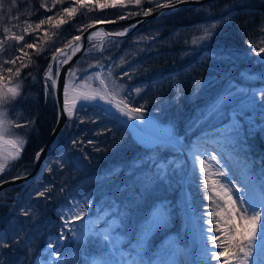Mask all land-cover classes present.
<instances>
[{
    "label": "trees",
    "instance_id": "obj_1",
    "mask_svg": "<svg viewBox=\"0 0 264 264\" xmlns=\"http://www.w3.org/2000/svg\"><path fill=\"white\" fill-rule=\"evenodd\" d=\"M175 1L154 0L149 3L142 0L140 6L127 4L124 8L96 7L87 11L79 9L80 0H63L62 3L60 0H0V8L4 9L5 15L1 17L0 31L11 17L12 25L21 26V30L11 32V36H24L20 42L7 40L4 51L0 53V78L8 81L10 74L7 68L15 73L22 62L28 63L25 53L32 61L21 69L22 95L13 104L11 120L15 125L34 123L22 127L27 135L25 148L6 177L26 174L32 169L36 153L56 122L57 105L52 90L46 94L41 82V75L56 50L69 43L81 29L99 20H118L121 16L130 17L157 8L156 5ZM83 2L92 6L110 4L112 0ZM42 4L45 7H41ZM74 7L79 10L69 18L64 9ZM49 16L52 17L50 23ZM41 20L45 23L37 28ZM60 20L68 22L57 28ZM211 24H217L214 35L196 46L193 43L195 36ZM121 27L106 26L112 31ZM1 35L0 40L9 36L8 33ZM28 44L34 47L28 48ZM103 46L98 54L91 52L94 55L83 56L110 55L113 62L122 61L117 74L126 85L123 95L128 105L133 108L144 105V109L153 112L159 121L170 124L179 135L190 141L198 135L201 127L193 122L209 105L219 103L226 96L230 98L239 92H251L254 85H264V78L257 79L255 83L245 80L250 71L259 70L264 65L261 61L264 53L259 52V48L264 47V0H214L199 6L178 8L139 26L127 37L107 39ZM38 49H43L39 55L36 54ZM10 60H15V64L5 63ZM124 73H128L130 78ZM137 87L141 88L140 93L134 91ZM230 108L226 101L220 114L211 121L219 120L218 117ZM80 117L86 120L99 118V121L97 124L81 123ZM238 119L242 120V117L238 116ZM243 128L247 130V125L244 124ZM70 130L64 144L59 147L58 139L46 158L45 168L51 171L44 169L43 174L28 184L23 192H20V185L10 186L1 192L7 198H0V213H7V217L0 219V232L5 229L11 243L14 230L19 242L7 249L0 247V264H30L42 248L44 237L60 231L55 208L65 204L70 195L81 196L90 192L97 200L101 197L113 200L117 204L116 213L124 205L138 203L135 198L142 192L137 185L127 192L128 177L139 168L146 167L147 159L156 150L142 147L122 122L92 106L79 108ZM263 135L264 132L258 130L254 141L264 155ZM74 140L78 141L75 145ZM89 140L93 143L89 144ZM120 183L126 190L120 187ZM45 186L51 187L50 199L36 196V192ZM23 211H29L30 215L24 216ZM133 211V208L128 209L131 221ZM125 223L127 225V220ZM125 228L121 227L122 230Z\"/></svg>",
    "mask_w": 264,
    "mask_h": 264
},
{
    "label": "rangeland",
    "instance_id": "obj_2",
    "mask_svg": "<svg viewBox=\"0 0 264 264\" xmlns=\"http://www.w3.org/2000/svg\"><path fill=\"white\" fill-rule=\"evenodd\" d=\"M10 2L12 0H5ZM4 9L0 8V23L1 17L3 18ZM5 16V15H4ZM16 19V17H15ZM7 27L9 29L8 35L11 36V32L20 31L21 26H14L11 23V17L8 19ZM4 27V28H5ZM121 30L125 28H119ZM3 34V30L0 31V37ZM203 35L202 29L199 34L195 36L194 40H197L198 37ZM100 37L95 36L93 39L88 41L89 51L86 54H92L93 50L99 49ZM206 41V40H205ZM205 41H199L195 43L196 46L203 44ZM104 46L102 47V49ZM102 49L100 51H102ZM71 49L62 50L63 54L57 53L58 60L53 63V76L55 77V65L60 61L66 59ZM99 51V52H100ZM98 54V52H93ZM85 54V55H86ZM92 54V55H94ZM261 61L264 63V57L261 58ZM122 61L118 63L113 62V57L110 55L107 56H81L77 59L73 69L76 70V76L72 80V83L76 85L75 92H70L68 99L71 101L73 96L76 93H79L83 90L93 89V90H103L105 87L108 92H111L115 82V85L121 87V91L117 93V100L124 98V93L126 92V85L121 81V77L117 74L119 66L122 65ZM44 70L41 77V82L45 87V71ZM109 69H111V77H109ZM99 73L100 78L106 81L105 85H101L99 79H95V74ZM249 77L245 79L247 82L255 83L257 79L264 78V65L261 66L259 70L250 71L248 73ZM92 77V79H89ZM8 82L7 80H4ZM16 81L13 80L12 83ZM23 87V82L20 80ZM87 82V83H85ZM50 84V82H49ZM50 87L47 92L50 93ZM251 92H239L234 96L230 97L227 102L231 105V108L222 116L218 117L219 120L215 119L201 125L198 135L191 139L190 141L185 140L181 145H174L168 140H161L153 137H145L141 132L129 128L132 138L139 143L142 147L148 148L151 150H156L153 155L147 159V166L139 168L136 172H133L128 177V190L130 192L135 185L138 186L141 195L136 196L137 204L124 205L130 206L132 210V221L130 217L127 219V225L124 223L122 228L126 226L124 230L120 228L122 233L126 234L127 239L132 238L135 234L138 225L142 222L143 218L148 215L154 208H160L167 218V222L156 230L149 238L148 248H147V258H156L157 256L170 257L173 252H175V261L176 264H190L188 263V257L191 256L192 264H202V248L207 244L211 249L212 242L207 240L206 237L201 236V229L205 232L210 227L207 221L212 219L208 215L209 212L215 210L220 211V207L217 206V203H213L207 199V196H212L214 201H217L218 204L223 203L217 196V192L222 191L219 188V184L211 183L212 180L219 179L220 182L225 183L226 181L223 178H218L214 175V170L209 168V187L205 189L202 185V177L200 174L199 164L196 163L195 170H193L194 161L190 156V146L193 142L203 143L202 133L208 130L211 126H218L221 123L227 124L229 118L232 116L233 112L236 111L239 113V116L242 117V120L239 119L241 125V134L238 143L236 144V151L233 159L229 162V166L225 171H229L230 179L232 180L235 188L241 189L242 180H238L236 173L241 176V170L244 165H247L250 170L251 175L255 178L256 184L259 185L264 181V155L259 150L257 144L254 141L255 133L259 130L264 132V85H254ZM65 99V93H64ZM125 99V98H124ZM107 105L104 101H98ZM79 103V102H78ZM13 105H9L7 108V118L11 120ZM130 107V106H129ZM143 117L152 122L155 127L161 131L167 133V129L171 126L168 123H163L159 121L153 112L144 109ZM238 118V117H237ZM72 119H75V115L70 119L68 117L66 128L59 133L56 141L59 139V147L62 146L65 140L70 136ZM12 121V120H11ZM247 125V130L243 128V125ZM14 130L7 137V139L14 138L16 135L22 136L27 141L26 130L22 127H15L13 123ZM181 136V135H180ZM183 137V136H181ZM264 137V135H263ZM262 137V138H263ZM264 143V142H263ZM26 144V143H25ZM207 147L208 153H212L213 146L205 145ZM10 146L0 143V152L9 151ZM25 148L23 146L22 152ZM203 151V148L201 149ZM21 152V155H22ZM20 155V156H21ZM205 159V157H201ZM14 162H11L7 169L0 174V181L13 177L19 176L21 174H15L13 176L6 177L8 171L11 170ZM223 164L224 161H221ZM155 165V166H154ZM159 167V171L157 167ZM6 177V178H4ZM30 182L29 184H32ZM246 185V184H245ZM120 187L126 190V187H123L120 183ZM138 193V190L137 192ZM251 195V189L246 185L244 191L236 192L233 189V198L244 197L245 195ZM134 195V193H133ZM1 200H5L7 195L1 193ZM104 197H101L100 200L94 198V195L90 192L83 194L81 196L70 195L67 198L65 204H60L55 208L56 214H58L59 220V232L48 234L42 240V248H40L37 253L34 255V258L30 264H46V261H50L51 264H56L57 259L61 261H67V264H92L94 259L97 260H108L111 259L107 255L105 249L102 246V242L92 238H88L84 243L78 244L75 240L72 239L69 232V228L75 229L77 231H83L87 228L96 225L99 230H104L106 228L105 220H110L111 214L116 213L117 204L113 200H104ZM74 201H80L81 206L84 204L89 205L85 209V216L78 221H72L69 224L68 228H64V220L61 219L63 216L64 219H68V213L66 209L69 204ZM138 206V207H137ZM128 208V209H129ZM2 211V209H0ZM7 213L1 212L0 219L6 218ZM99 218V219H98ZM140 220L139 223H134L133 221ZM216 221L214 220V224ZM64 231L65 235L68 236L67 242H60V251L62 256L60 258H55L49 256L51 249L47 247L50 243V240L55 239L61 231ZM0 236H7V231L4 229L1 231ZM12 236L10 241L15 240L14 230H12ZM216 233H208V235H215ZM40 245V241L37 243V246ZM178 250V251H177ZM208 264H220L217 260H209Z\"/></svg>",
    "mask_w": 264,
    "mask_h": 264
},
{
    "label": "snow or ice",
    "instance_id": "obj_3",
    "mask_svg": "<svg viewBox=\"0 0 264 264\" xmlns=\"http://www.w3.org/2000/svg\"><path fill=\"white\" fill-rule=\"evenodd\" d=\"M62 3L63 0H60ZM71 2V0H69ZM145 2L153 3L154 0H145ZM177 3L183 2V0H176ZM142 0H112L109 3H100L98 5L89 6L80 0L79 9H86L87 11H92L94 8L106 9L109 7H126L127 4H135L140 6ZM157 7H171L174 10V6L171 4L156 5ZM45 7V5H41ZM55 7V4H53ZM77 8L64 9V12L68 14L69 18L73 17L79 10ZM152 9H147L143 12V15L147 16L151 13ZM135 14V13H133ZM126 16H121L119 19H125ZM52 21V17H48V22ZM66 20H60L59 24L56 25L59 28L60 25L67 23ZM114 22V21H110ZM45 20H41L40 24L36 27L39 28L43 25ZM89 28L93 25H88ZM134 27V25L132 26ZM217 28V24H211L207 27L202 28L203 35L194 40L193 43L199 41H205L214 35V30ZM9 29L7 27L3 28V33L7 34ZM87 31V29H81V32ZM128 29H124L122 32H117L115 35L122 36ZM101 35L99 32H92L88 39L91 41L93 37ZM107 35V34H105ZM13 40L20 42L24 40L23 35H13L5 36V39L0 40V53L5 49L7 40ZM81 36H75L71 42L66 46L70 48L72 54L75 55L80 49ZM28 48H33L34 45L28 44ZM43 49H38L36 54L39 55ZM260 53H264V47L259 48ZM56 53L63 54L61 49H57ZM28 63H21L20 67L15 69V73H12L11 68H7L9 75L8 82H5L0 78V143L10 146L9 151L0 152V174H2L11 162H14L20 158L23 146L26 140L20 136L16 135L14 138L7 139L8 136L13 132L14 126L13 122L7 118V108L9 105H13L18 97L22 95V83L20 82L21 69L27 67L32 61L31 57L27 56ZM71 59L69 56L67 59L60 60L55 65V77L53 76V64L50 63L47 70L45 71V89L50 87L52 94H55L57 88V78L60 75L61 67L68 63ZM58 57L53 54V61H57ZM15 60L6 61V64H15ZM111 69H109V77H111ZM124 76H129L128 73H124ZM76 76L75 69L68 70V80L64 85V107L63 112L71 119L78 112L80 107L85 106L88 103H95L98 101H104L108 104L113 105L116 110L122 115L127 116L129 119H143L144 105L140 107L133 108L129 107L128 103L124 98L117 100V93L122 89L120 86L115 85L111 92H108L106 87L103 90H83L76 93L71 101L68 99L70 92H75L77 87L72 83V80ZM130 78V76H129ZM89 79H92L90 77ZM95 79H99L101 85H105L106 81L100 78V74H95ZM15 80V83L12 81ZM50 82V84H49ZM87 83V82H85ZM136 93H140L141 88L137 87L134 89ZM232 95L229 93V96ZM229 97H224L219 100V103L214 102L212 105L208 106V109L201 112L200 116L197 118L193 124L197 127L213 120L220 114L221 109L226 103ZM79 102V103H78ZM239 113L234 111L232 116L229 118L227 124L221 123L218 126H211L208 130L202 133L203 143L193 142L190 146L189 152L192 160L194 161L193 170H195L196 163L199 164L200 174L202 177V185L205 189L209 187V173L208 169L214 170V175L218 178H223L225 183L220 182L219 179L212 180L211 183L219 184V188L222 191L217 192L220 200L223 201L222 205L218 204L217 201L213 200L212 196H207V199L217 203L220 207V211H211L208 213L212 219L207 221L210 227L205 232L201 229V236L206 237L207 240L212 242V248L210 249L207 244L202 248V264H208L209 260H217L220 264H264V181L259 185L256 184L255 178L251 175L250 170L247 165H244L241 170V180L249 186L251 189V195L247 194L242 197L233 198V189L236 192L241 191L239 188H235L232 180L230 179L229 171L221 170L229 166V162L233 159L236 144L239 141L241 134L240 121L237 118ZM81 123H92L97 124L99 118L86 120L84 117H80ZM29 123L16 124L15 127H27ZM168 141L174 145H181L184 141V137H181L175 130L173 126H169L167 129ZM89 144L93 141H87ZM78 141L74 140L73 144H77ZM205 145L213 146L212 153H208L207 147ZM203 148V151L201 149ZM43 150H41L42 152ZM99 151V149H97ZM41 152L36 153V158L39 159ZM205 159H201V157ZM221 161H224L222 164ZM155 166V165H154ZM61 167L63 165L61 164ZM158 171L159 167L156 166ZM45 171H51L49 168H45ZM14 179H19L15 177ZM63 191V189H61ZM51 187L45 186L42 191L36 192L37 197H50ZM80 201L71 202L66 209L69 218L61 219L64 220V228H68L72 221L81 220L85 216V209L89 206L84 204L81 206ZM130 206H125L123 210L118 209L117 213L111 214L110 220H105L106 228L104 230H99L96 225L87 228L83 231H77L75 229L69 228V232L73 240L78 244L84 243L88 238L99 240L102 242V246L105 249L107 255L111 257L108 260H97L94 259L92 264H176L174 259L175 252H173L170 257L157 256L156 258H145L147 255V248L150 236L162 227L166 222V214L160 208H154L148 215H146L142 222L138 225L135 234L132 238L127 239L126 234L120 231L122 225L129 217L128 208ZM24 216L30 215L29 211H23ZM99 219V218H98ZM214 220L216 223L214 224ZM215 232V235H208V233ZM68 236L65 235L62 230L59 235L50 240L47 245L51 249L49 256L60 258L62 253L60 251V242H67ZM19 242V237L12 240L11 243L8 241L7 236H0V247L9 248L13 244ZM178 251V250H177ZM46 264H51L50 261H46ZM56 264H67V261H61L57 259Z\"/></svg>",
    "mask_w": 264,
    "mask_h": 264
},
{
    "label": "water",
    "instance_id": "obj_4",
    "mask_svg": "<svg viewBox=\"0 0 264 264\" xmlns=\"http://www.w3.org/2000/svg\"><path fill=\"white\" fill-rule=\"evenodd\" d=\"M211 1H214V0H183V2H181V3H177L175 1V2H171V3H167V4L173 5L174 10L171 7H167V8L166 7H157V8L152 9L151 13L147 16L143 15V13H139V14L127 17L125 19L112 20L114 22H110L109 20H100L98 22L91 24V25H93V27H91V28L86 27L85 29H87V31L83 32V34H82V32L77 34L76 36H78V35L81 36V40L79 42L80 49H79V51H77L75 53V55H73L72 51H70L68 57L71 56V59L68 60L67 64H64L61 67L60 75L57 78V88H56L54 97H55L56 104H57L58 115H57V119H56V122L54 124V127L52 128L48 138L46 139L43 146L41 147V149L38 152H41V150H43V151L41 152L39 159H37L35 157L34 166H33L32 170H30V172L23 174V175H19V176H13V177H10V178H7V179L0 181V191H2L3 189H5L9 186L20 184V185H22L20 192H22L24 190V188L26 187V185H28L30 182H32L34 179L38 178L42 174V172L46 166V158H47L48 154L50 153L59 133L61 132V130H62L67 118H68L67 114L62 111L63 107H64V100H65L64 99V85H65L66 81L68 80V70L73 69V66H74L76 60L80 56H82L83 54L87 53L86 46H87V42H88V37L92 32L97 31V30L102 32V35L100 38V46H102L104 44V41L107 38L126 37L129 34H131L134 30H136L139 26H141V25H143L149 21H152V20L161 18L165 15H168V14L176 11L178 8H189L191 6H199V5L211 2ZM107 25H125V26H127L126 29H128V31L122 36H117V35H115V33L122 32L124 30L109 31L105 28V26H107ZM133 25H134V27H132ZM105 34H107V35H105ZM66 46L67 45H64L60 49L61 50H67L68 48H66ZM50 63L53 64V58L50 60ZM44 77H45V75H43V78ZM94 105L99 107V108H103L102 106H100L98 104H94ZM15 177H19V179H14Z\"/></svg>",
    "mask_w": 264,
    "mask_h": 264
},
{
    "label": "bare ground",
    "instance_id": "obj_5",
    "mask_svg": "<svg viewBox=\"0 0 264 264\" xmlns=\"http://www.w3.org/2000/svg\"><path fill=\"white\" fill-rule=\"evenodd\" d=\"M95 32H99L100 34H102V32L99 30ZM104 106H106L108 109L113 111L121 119V121H123L129 128H132L133 130L135 129L136 131L141 132L143 136L145 137L149 136V137H153V138H157L161 140H168L167 133L155 127L152 122L146 120L144 117L142 120L129 119L127 116H122L113 105L107 103V105H104ZM236 176L238 180H241L240 175L236 173ZM241 184H243V186H241V191H244L246 185L243 181H241ZM188 263L192 264L191 256L188 257Z\"/></svg>",
    "mask_w": 264,
    "mask_h": 264
}]
</instances>
